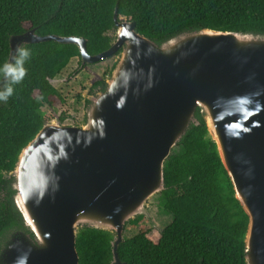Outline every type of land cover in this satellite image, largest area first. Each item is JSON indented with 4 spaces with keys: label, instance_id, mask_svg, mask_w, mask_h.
Here are the masks:
<instances>
[{
    "label": "water",
    "instance_id": "obj_1",
    "mask_svg": "<svg viewBox=\"0 0 264 264\" xmlns=\"http://www.w3.org/2000/svg\"><path fill=\"white\" fill-rule=\"evenodd\" d=\"M117 10L115 41L95 56L81 38H9L10 54L53 41L77 46L82 65L120 59L88 97L83 127L45 122L21 150L11 187L28 233L12 236L0 264H78L84 226L115 235L120 264L124 226L163 190L164 163L197 109L248 217L245 262L264 264V36L204 29L156 45Z\"/></svg>",
    "mask_w": 264,
    "mask_h": 264
},
{
    "label": "trees",
    "instance_id": "obj_2",
    "mask_svg": "<svg viewBox=\"0 0 264 264\" xmlns=\"http://www.w3.org/2000/svg\"><path fill=\"white\" fill-rule=\"evenodd\" d=\"M116 5L117 15L156 45L204 29L264 36V0H0V64L9 59V38L31 30L39 37L84 39L90 56L107 51L115 40L110 34L116 33ZM21 46L31 52L26 75L13 86V95L0 102V252L10 237L28 233L13 203L11 174L21 150L43 127L44 109L54 115L66 103L51 80L73 58L79 60L78 69L86 68L75 45L50 41ZM91 85L90 93L103 91L105 80L94 76ZM195 119L198 125L190 124L165 161L164 187L154 196L171 222L163 229L123 236L116 250L120 264H246L248 217L199 109ZM142 220L136 216L124 228H136ZM114 237L91 227L79 229L78 264H111Z\"/></svg>",
    "mask_w": 264,
    "mask_h": 264
},
{
    "label": "rangeland",
    "instance_id": "obj_3",
    "mask_svg": "<svg viewBox=\"0 0 264 264\" xmlns=\"http://www.w3.org/2000/svg\"><path fill=\"white\" fill-rule=\"evenodd\" d=\"M115 34L111 33L110 36H115ZM119 59L120 54L114 55L106 60L86 65V68L81 67L80 69H78V58L71 59L61 73L51 80V84L60 91L66 103L62 110H55L54 115L45 108L44 111L47 117L45 122L56 123L59 121L58 117L63 115V121H59L62 126L83 127L88 109L86 101L91 94L90 89L94 76L103 78L105 82L108 81L110 78L108 72L114 64L118 63ZM141 213L143 220L136 228H124L123 236L130 238L146 229H163L171 222V217L159 210L157 198L154 196L146 202ZM11 238H9V241Z\"/></svg>",
    "mask_w": 264,
    "mask_h": 264
},
{
    "label": "clouds",
    "instance_id": "obj_4",
    "mask_svg": "<svg viewBox=\"0 0 264 264\" xmlns=\"http://www.w3.org/2000/svg\"><path fill=\"white\" fill-rule=\"evenodd\" d=\"M29 49L17 46L14 53L10 54L8 60L0 64V102H6L13 95L14 85L20 84L26 75L25 62L30 58ZM41 99V97H37Z\"/></svg>",
    "mask_w": 264,
    "mask_h": 264
},
{
    "label": "flooded vegetation",
    "instance_id": "obj_5",
    "mask_svg": "<svg viewBox=\"0 0 264 264\" xmlns=\"http://www.w3.org/2000/svg\"><path fill=\"white\" fill-rule=\"evenodd\" d=\"M82 66H84V65H82Z\"/></svg>",
    "mask_w": 264,
    "mask_h": 264
}]
</instances>
